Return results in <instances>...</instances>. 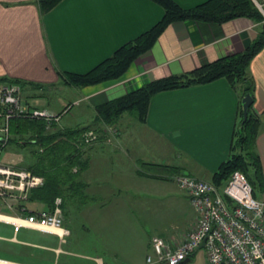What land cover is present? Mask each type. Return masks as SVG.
<instances>
[{
  "label": "crops",
  "instance_id": "crops-1",
  "mask_svg": "<svg viewBox=\"0 0 264 264\" xmlns=\"http://www.w3.org/2000/svg\"><path fill=\"white\" fill-rule=\"evenodd\" d=\"M175 1L187 8L205 0ZM255 1L259 8L264 7V0ZM162 13L152 0H60L45 12L38 0H0V78L25 81L21 91L25 93L24 87H28L37 97L47 86L66 87L76 104L84 103L80 111L88 109V114L61 123L66 111L56 126L96 127L102 125L95 119L101 103L156 78L188 72L240 52L262 29V22L247 16L221 22L175 20L131 62L122 78L84 86L61 80L62 71H87L120 44L151 27ZM247 75L253 97L249 109L257 118L253 150L262 177L254 197L264 200V44L250 60ZM240 99L239 86L232 87L223 77L162 90L150 98L143 122L131 114H121L116 125L113 123L117 132L111 142L101 135L96 143L81 148L87 163L80 172L78 189L83 194H92L94 189L103 200L99 210L103 220L112 222L113 229L102 233L101 245L106 251L112 250L116 258L113 262L146 264L145 255L152 250L151 236L171 242L193 223L195 212L188 196L170 177L184 171L211 178L231 152ZM151 181L159 183L155 192L150 191ZM147 191L154 197H147ZM25 207L32 212L50 209L42 201L27 199ZM150 211L151 218L155 213L154 219L159 221L147 229ZM0 221L10 225L9 233H0L3 264H87L82 260L86 257L68 245V227L69 234L62 240L53 231L31 227L14 230L11 223ZM22 228L49 235L38 241L28 240L19 236ZM91 260L93 264H106L101 255ZM186 264H206L204 248L194 250Z\"/></svg>",
  "mask_w": 264,
  "mask_h": 264
},
{
  "label": "trees",
  "instance_id": "trees-1",
  "mask_svg": "<svg viewBox=\"0 0 264 264\" xmlns=\"http://www.w3.org/2000/svg\"><path fill=\"white\" fill-rule=\"evenodd\" d=\"M38 1L41 10L45 12L60 0ZM152 1L162 8L163 13L151 27L120 44L108 56L85 72L62 71L61 80L73 86H84L122 78L131 62L148 50L165 27L175 20L195 19L221 22L235 16H247L262 22V29L240 52L221 56L188 72L156 78L124 95L101 103L96 107L95 119L97 121L100 120L104 124L109 123L111 126L123 112H127L143 122L146 118L148 102L156 92L205 83L218 77L225 78L232 87L239 86L241 96L246 92L252 95V83L247 75L248 64L264 44V14L254 0H205L187 8L180 6L175 0ZM261 8L264 10L263 5ZM0 82H16L20 88L22 82L26 84L25 81L21 82L17 78L6 77H1ZM21 119L23 118L16 117L11 119L10 125L8 123L9 132L14 130L18 135V138L9 137L8 140L25 144L34 139L35 142L32 141V143L39 146L43 152L36 164L26 166L43 177L42 185L31 189L27 200L42 201L52 208L55 197L61 196L63 199L66 193L72 196L73 190L79 191L80 172L86 166L87 157L75 142L82 131L93 126L59 128L55 122L48 129L45 127V122L33 118ZM241 119L240 107L231 152L219 164L209 180L217 187H221L231 172L237 169L245 174L254 195L256 188H259L262 183L259 158L253 150L257 118L248 109L247 118L242 124H240ZM96 128L102 133L105 127L99 124ZM21 133H27L26 139L21 136ZM17 211H19L18 208ZM162 263L165 264V262Z\"/></svg>",
  "mask_w": 264,
  "mask_h": 264
},
{
  "label": "built area",
  "instance_id": "built-area-1",
  "mask_svg": "<svg viewBox=\"0 0 264 264\" xmlns=\"http://www.w3.org/2000/svg\"><path fill=\"white\" fill-rule=\"evenodd\" d=\"M20 94L18 83L0 82V117L6 131L5 135H1L2 141L8 137V123L12 116L33 117L47 114L49 120L53 119V114H49L47 109L44 112L24 107ZM105 127L107 130L104 132L107 134L116 133L114 126ZM100 135L98 128H87L80 133L76 146H88L97 141ZM172 180L187 194L196 216L188 229L171 242L158 235L151 236L152 253L145 255L146 264H179L198 248L202 239L206 264H264V200L254 197L252 186L243 172L237 169L232 171L221 187H217L209 179L184 171L172 174ZM42 183L41 175L24 167L0 162V200L16 209L15 211L17 208L8 203V200L25 198L31 188ZM53 204L50 210L27 213L23 217L19 214L6 215L16 219L13 221H9L10 218L0 219L11 222L14 230L21 225L47 231L59 229V236L62 237L69 234V230L62 224L60 197H55ZM24 208L20 206L19 211ZM54 232L58 234L57 231Z\"/></svg>",
  "mask_w": 264,
  "mask_h": 264
},
{
  "label": "rangeland",
  "instance_id": "rangeland-1",
  "mask_svg": "<svg viewBox=\"0 0 264 264\" xmlns=\"http://www.w3.org/2000/svg\"><path fill=\"white\" fill-rule=\"evenodd\" d=\"M260 9L262 10L261 7ZM262 11L264 12V10ZM24 89H25V93L22 92L23 91L22 90L21 91L22 95L20 94L21 99H22L21 102L22 104H24V107L28 109H32V110L36 108L35 110L40 109V110H43L44 112H45L44 109H47L49 111V112L47 111L49 114H53L51 117L53 119L49 120V118H47L48 117L47 114L37 115L33 117L12 116L9 119V125H10L11 119L16 118V117L23 118L21 120H25L27 118H33L38 121L45 122V127L50 129L49 127H52L53 123L55 122L58 123L61 116L66 111H69V112L63 116V118L61 119V123L65 121V119L70 120L73 117L87 116L88 114L87 112L88 109H86L84 113L80 111V107L84 105V103L81 101L80 103L76 104L75 102L77 100H75L74 102L73 100L74 97H72L73 93L69 92V90L66 87L61 88L57 84H55L54 86H47L45 89L39 91L38 93L39 97L33 96L31 94V90L28 87H24ZM52 109H58V110L55 111ZM122 114L123 115L125 114L124 115L125 117L129 115V113L127 112H123ZM114 124L116 125V123ZM102 125L104 127L109 126V123H105V124L102 123ZM2 126H3V119L2 117H0V128ZM3 127L2 129H0V137L2 134L4 135L6 134V131L3 129ZM93 129H96V127H93ZM105 130L107 129L102 130V133H101L105 137L104 141L111 142V140H113L116 137V134L109 135L106 132H104ZM114 131L117 132V129ZM21 136L25 137L26 139L27 133H21ZM9 137L18 138V135L14 130H10V132H8V137L6 140L2 141L0 139V162L1 163H6V164L13 165V166L24 167V168H26V166L37 163L38 158L42 156L43 152L41 151V148H39V146H37L35 143H32V141L35 142L34 139L29 140L30 142H27L25 144H19L14 140H8ZM97 141L93 142L92 144L96 143ZM238 149L239 148L237 147V150ZM26 170L31 171L28 168H26ZM86 174H87V177H90V175L87 172ZM170 178L172 179V176ZM172 182L173 184H175L173 180ZM148 183L152 186V188L150 189L151 192H155L158 190V184H159L158 182L151 181ZM176 187L178 188L177 185ZM34 188H31V189H34ZM91 190H93L92 194L91 193L83 194L80 191L73 190L72 196L67 195V196H64L63 199L60 196L61 203L62 201H64L62 204V207H61V204L59 205L61 209V217L63 219L62 224L70 229V235L67 234L68 235L67 238L70 239V243L68 245L73 251L82 253L86 257V258H82V260L83 262H87V264H93L91 258L96 255L103 256L106 264H122L119 261L113 262V260H115L116 258L113 255L112 250L106 251L105 249L102 248L101 240L104 237L102 236V233L106 234L108 230L112 231L113 226H112V222L103 220L102 218L103 216L99 210V203L103 202V200L101 199V196H99L96 193V191L94 192V189H91ZM151 192L147 191V197L153 196L151 195ZM28 194L25 198H22V199L20 198L10 199L8 200V203L13 205L15 208L17 207L18 209L20 206L25 207V201L28 197ZM0 205H2V207L0 206V213L3 212V213H6V215H10V216H15V214H18L15 211L16 209H12L9 205L4 204L2 200H0ZM52 208L50 207V209ZM28 210H29L28 207H25L22 213L25 215L27 213L32 212ZM23 214L21 215L19 214V216L23 217L22 216ZM151 216H152V211L147 213V229H151L152 226L156 225L159 221V219H154L156 216L155 213H153L152 218ZM195 216H196V213H195ZM162 223H164V221H162ZM8 228H10V225L0 221V233L1 234L6 235L7 233H9L10 229ZM47 235L49 234H46L44 232H40L37 230H33L30 228H22L19 233L20 237H23L28 240H35V241H38L40 237L42 236L48 237ZM148 251L149 253H152V250L149 249ZM74 258L77 260L79 259L77 256ZM156 264H164V263L160 262Z\"/></svg>",
  "mask_w": 264,
  "mask_h": 264
},
{
  "label": "water",
  "instance_id": "water-1",
  "mask_svg": "<svg viewBox=\"0 0 264 264\" xmlns=\"http://www.w3.org/2000/svg\"><path fill=\"white\" fill-rule=\"evenodd\" d=\"M254 2L256 3V1L254 0ZM258 5V3H256ZM253 101V97L249 92H246L245 94H243L241 96L240 99V105H241V114H242V119L240 121V124L243 123V121L247 118V114H248V109L249 106L251 105ZM0 139L2 140V138L0 137ZM204 245V239H202V241L200 242L198 248H202ZM190 259V255L187 256L185 259H183L179 264H186V262Z\"/></svg>",
  "mask_w": 264,
  "mask_h": 264
},
{
  "label": "bare ground",
  "instance_id": "bare-ground-1",
  "mask_svg": "<svg viewBox=\"0 0 264 264\" xmlns=\"http://www.w3.org/2000/svg\"><path fill=\"white\" fill-rule=\"evenodd\" d=\"M0 218H2V219H9V218H10L9 221L16 220L15 218L8 217V216H6V214H1V213H0ZM2 219H0V220H2ZM9 223H11V222H9ZM11 224H12V223H11ZM12 225H13V224H12ZM19 227H26V226H25V225H21V226H19ZM42 230H43V229H42ZM53 230H54V231H57L58 234H57L56 232H55V233L57 234L58 237H60V236H59L60 233H59V231H58L59 229H53ZM46 231H47V230H46ZM54 231H53V232H54ZM65 236H66V235H63V236L60 237V238H63V239H64ZM0 263L3 264V261L0 260Z\"/></svg>",
  "mask_w": 264,
  "mask_h": 264
}]
</instances>
